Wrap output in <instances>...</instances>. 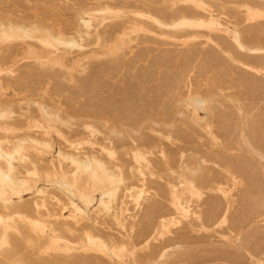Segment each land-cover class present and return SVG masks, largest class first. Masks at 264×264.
<instances>
[{"label":"rangeland","instance_id":"1","mask_svg":"<svg viewBox=\"0 0 264 264\" xmlns=\"http://www.w3.org/2000/svg\"><path fill=\"white\" fill-rule=\"evenodd\" d=\"M190 3L184 0H0V22L18 20L17 22L40 27L46 31L59 30L66 36L74 38L79 35L76 40L82 44L81 48L66 49L58 46L44 47L38 41H32V45L29 46L17 47L11 44L4 46L2 50L3 67L13 65L11 67L13 74L11 76L6 73L0 74V111L11 112L13 115L8 119L0 118V149L13 154L17 149L15 147L23 144L20 151L22 156L13 154L16 159L15 177L25 178L29 182V190L23 192L22 198H17L8 189L6 193L3 192L5 189L1 190L0 183V217L3 218V223L0 224V247L6 244L0 249V264H261L264 262V222L261 218L253 219L252 215H249L252 206L255 205L252 199L255 197L252 196L251 191L248 192L247 183L246 187L244 183L237 192L233 193L236 202L233 203L232 212L230 210L228 229L204 230L192 219H181V226L172 227L169 229L170 233H164L161 239L153 240L148 248L141 242V233L146 227L149 213L169 209L166 199L171 186L176 187L183 203L194 208L197 201L186 189L185 184L188 183V178L196 174L198 188L204 193L200 209L203 211V218H206L215 201L221 204L222 209L225 208V202L219 194L204 188L206 179L223 178V161L231 163L234 158L245 157L252 160L260 170L255 156L251 153L250 145L264 150V79L247 73L235 64L232 65L216 46L227 52L230 50L231 52L228 53L234 59H238L232 40L234 32H241L247 44L264 47V0H198V2L193 0ZM104 6L124 12L125 15L118 20V23L129 29V35L122 39H113L112 29L104 34L102 28L98 31L95 29L89 31L82 26L80 19L87 8L95 11L103 9ZM201 12L206 13L202 15ZM138 13L151 15L154 13L152 16L161 24L140 20ZM182 16L191 17L196 19L195 21L203 19L202 21H207L206 23L212 17L215 24L185 27V29L175 28L173 21L176 22ZM128 26L132 27L131 30ZM188 59L190 61L197 59L195 63L198 68L194 85L198 86L195 89L211 100L214 99L212 102L217 105V110L219 107L223 110L217 111L218 114L227 111L232 118L228 125L217 121L218 144L214 143L204 130V122L207 117H211L210 113H200L203 119L199 124H195L191 119L194 111L189 108L185 114L187 119L185 117L184 120L185 133L181 135L178 131L171 132L170 141L166 138V130L153 128L151 122L148 123L150 121L148 119H156V117L151 115L154 112L153 108L146 110L142 106L146 101L140 90L144 81L143 75L145 73L147 75L145 79L147 89L159 94L162 86L169 78L172 79L175 72L185 61H189ZM201 60H212L219 69L226 66L227 68L222 69V72L232 84L223 85L217 75L205 73ZM205 86H207L206 90ZM239 96L242 99L238 101ZM233 101L240 103L242 115L237 114ZM122 103L126 104L130 112L140 113L138 121L123 123L115 119L114 114L119 111L116 105ZM109 104L112 106L110 107ZM39 106L48 107V113L53 115L51 123L41 114ZM174 106L177 107L179 104ZM248 106H254L253 110L248 109ZM69 116L75 120L69 122ZM106 121L108 123L105 126L109 128L103 125ZM85 123L92 125L99 134L90 138L83 129ZM126 126L134 128L142 139L131 133ZM226 126L230 130L228 135L224 133ZM253 126L255 127L252 130ZM48 131H51L50 136ZM113 131L116 135L112 133ZM241 134L242 138H240ZM251 134L253 137L250 136ZM29 138L46 142V148L36 147L28 141ZM197 138H200L201 142ZM87 139L95 143L92 147L84 145L78 158L89 162H93L95 158L102 162L103 169L115 178L112 184L114 187L92 180L85 172H78L69 160L60 156V153L63 156L74 153L69 149L68 143L76 144L88 141ZM110 144L116 150L114 158H110L100 150L109 148ZM193 145L197 146L195 150L191 149ZM135 150L151 163L149 168H152V173L149 172V168H145L147 167L145 162L137 163L133 160ZM160 151L163 155H160ZM202 160L207 161L206 166L202 165ZM0 168L6 173L7 163L3 158L0 159ZM140 171L145 179L139 177ZM27 172L32 174L26 175ZM97 173L102 179L101 173L99 171ZM74 179L78 181L74 183ZM259 183L261 186L258 191L262 195L263 179H260ZM61 184L67 185L68 189L65 190ZM142 185L149 190L151 197L139 210L134 201ZM113 189H116V195L109 199L107 196ZM2 192L5 196L1 195ZM102 202L104 204L106 202L107 210L102 206ZM73 205L82 212L74 209ZM247 234L253 236L249 244L244 240ZM88 237H93L95 243H91L93 247L88 243ZM239 242H242L244 247ZM163 245L172 247V250L158 263L154 257L159 247Z\"/></svg>","mask_w":264,"mask_h":264},{"label":"bare ground","instance_id":"2","mask_svg":"<svg viewBox=\"0 0 264 264\" xmlns=\"http://www.w3.org/2000/svg\"><path fill=\"white\" fill-rule=\"evenodd\" d=\"M153 1V0H152ZM187 3L193 2V0H184ZM198 2V0H196ZM152 3V2H151ZM192 4V3H190ZM195 4V3H194ZM205 4V3H204ZM152 5V4H151ZM196 6V5H194ZM251 6V5H250ZM85 7V6H84ZM198 7V6H197ZM248 7V6H247ZM261 7V6H260ZM87 8V7H86ZM188 8V7H187ZM193 8V7H191ZM249 8V7H248ZM257 8V7H256ZM264 8V7H263ZM195 9V8H194ZM197 9V8H196ZM202 9V7H201ZM262 10V8H260ZM189 10V8L187 9ZM205 10V9H203ZM249 10V9H248ZM259 10V9H258ZM155 11V10H153ZM152 11V12H153ZM198 11V10H196ZM207 11V10H206ZM146 12V11H145ZM164 12V11H162ZM137 13V12H136ZM151 13V11L149 12ZM202 13V12H201ZM206 13V12H204ZM202 13V15L204 14ZM154 13H152L153 15ZM165 14V12H164ZM124 12L121 10H113L110 9L108 6H104L103 9H99V10H91V9H86L83 12V17L80 19L82 26L86 29V30H91V29H95L96 31H98L100 28H102L104 34H107L109 32V29H112L111 31V35L112 38H116V39H122L124 36L129 35V29L124 28L123 26H121L118 23V20L122 19L124 16ZM139 17L142 19H145L149 22H153L156 24H161L155 17H153L151 14H145V13H138ZM173 15V14H172ZM176 16V14H175ZM196 16V15H195ZM209 16V15H207ZM7 17V16H6ZM5 17V19H6ZM17 17V16H16ZM164 17V15H163ZM171 17V16H170ZM199 17V16H198ZM22 18V17H21ZM135 18V17H134ZM174 17L172 16V19ZM177 18V16L175 17ZM205 18V17H204ZM209 18V17H208ZM247 18V17H246ZM193 19V18H192ZM191 17H184L182 16L181 18L179 17V19H177L176 22L173 21L174 23V27L175 28H193V27H203L204 25H214L215 21L212 17L209 18L208 23L202 21V20H198L195 21L194 19L192 20ZM200 19V18H199ZM264 19V18H263ZM10 20V19H9ZM20 20V19H19ZM34 20V19H32ZM139 20V18H138ZM260 20V19H259ZM18 20H16L15 22H0V74L2 73H6L9 76H11L13 74V71L11 69V67H7L4 68L3 67V54L2 50L4 48V46L7 45H15L17 47H20L22 45H27L29 46L31 44L32 41H38L39 44L41 46L44 47H53V46H58V47H63L66 49H72V48H81L82 44L79 43L76 38L79 36L72 37V36H66V34H64L61 31H46L40 27H34L33 25H29V24H25L22 22H17ZM256 21V20H255ZM141 22V21H139ZM138 22V23H139ZM35 23V21H34ZM142 23V22H141ZM219 23V22H218ZM163 24V23H162ZM170 24V23H169ZM172 24V23H171ZM170 24V25H171ZM39 25V24H38ZM129 25V24H128ZM137 25V24H135ZM164 25V24H163ZM216 25H220V24H216ZM45 26V25H44ZM133 26V25H132ZM47 27V26H46ZM52 27V26H50ZM130 27V26H128ZM173 27V28H174ZM207 27V26H205ZM132 27H130L131 30ZM134 26H133V30H134ZM46 29V28H45ZM52 30V29H51ZM83 30V29H82ZM166 30V29H165ZM188 30V29H187ZM236 30V29H234ZM77 31V30H76ZM135 31V30H134ZM182 32V30H181ZM193 32V31H192ZM98 33V32H97ZM132 33V32H131ZM183 33V32H182ZM235 35L233 37L232 43H233V49L235 52H237L238 55V59H234L228 52L230 51H224L223 48L216 46L217 49L220 50V52H222L224 54V57L233 65H237L238 68L246 71L247 73H251V75H255L259 78H263L264 79V47H259V46H253L250 44H247V42L244 39V36L241 32L236 33L234 32ZM241 33V34H240ZM96 34V33H95ZM102 34V33H101ZM103 34V35H104ZM199 35V34H198ZM89 36V35H88ZM108 37V36H107ZM81 38V37H80ZM190 38V37H189ZM202 38V37H201ZM210 38V37H209ZM78 39V38H77ZM186 39V38H185ZM84 40V39H83ZM103 40V39H102ZM211 40V39H210ZM98 41V40H97ZM106 41V40H105ZM120 41V40H119ZM118 41V42H119ZM82 42V39H81ZM106 43V42H105ZM206 43V42H205ZM110 44V43H109ZM32 45V44H31ZM38 45V44H36ZM108 45V44H107ZM34 46V45H33ZM114 46V45H113ZM54 49V48H53ZM86 49V48H85ZM111 49V48H110ZM113 49V48H112ZM5 50V49H4ZM7 50V49H6ZM11 50V49H9ZM16 50V49H15ZM32 50V48H31ZM105 50V49H104ZM109 50V49H108ZM13 51V50H12ZM47 52V51H46ZM93 52V51H92ZM231 52V51H230ZM15 53V52H14ZM50 53V52H49ZM47 53V55L49 54ZM12 54V53H9ZM5 56V55H4ZM14 56V55H13ZM8 57V56H7ZM94 57V56H93ZM100 57V56H99ZM97 58V57H96ZM103 58V57H102ZM237 58V57H236ZM11 59V58H10ZM211 59V58H210ZM9 60V59H7ZM189 60V59H188ZM197 60V59H196ZM196 60L193 61H185L184 64L181 66V68L179 70H177L175 72V74L173 75L172 79H168V81L162 86V91L159 94H155L151 92V89H147V82H146V73L143 75L144 77V81H142V84L140 86V90L141 93L144 97H146L144 100L145 103H143V107L146 108H153L154 112L151 113V115H155L156 119H148V123L151 122V126H153V128L155 127L156 129L158 128H163L164 130L167 131V140H171V132H180L181 135H183L185 133V128H184V120L186 117V112L187 110H189V108H192L194 111V116L192 119V121L195 124H199V122L203 119L200 116V113H210L211 117H207V119L204 122L205 125V132L211 137V139L214 141V143L216 142L218 144L219 140L216 137V132L218 131V124L219 123H225V124H229L230 122V118L229 115L227 114L228 112H221V114H218L217 111L220 110L221 107H219V110H217L216 106L211 100V98H208L206 95H203L202 93H200L199 91H197V89H195L194 84L195 82V78H196V70L198 68V65L195 63ZM205 60V59H204ZM15 61V60H14ZM202 61V60H201ZM216 61V60H215ZM10 62V61H8ZM4 63L6 64V62L4 61ZM14 63V62H13ZM12 63V64H13ZM198 63V62H197ZM15 64V63H14ZM203 64V71L205 73H214L215 75H217L220 79H221V83L223 85H231L232 82L228 80V78H226V74L224 72H222L225 67L222 68H218V66L216 65V63L212 60H206V61H202ZM11 65V63H10ZM221 66V65H220ZM203 73V72H202ZM5 74V75H6ZM246 75V74H245ZM250 75V76H251ZM211 76V75H210ZM249 76V75H248ZM94 78V77H93ZM202 78H203V74H202ZM207 78V77H206ZM215 78V77H214ZM231 78V77H230ZM5 79V78H4ZM205 79V78H204ZM203 79V80H204ZM213 80V79H212ZM218 80V79H217ZM245 80V79H244ZM206 81V80H205ZM204 81V82H205ZM215 81V79H214ZM213 81V82H214ZM220 81V80H219ZM233 81V80H232ZM201 83V81H198ZM238 82V80H237ZM245 82V81H244ZM235 83V82H234ZM199 84V83H198ZM209 84V83H208ZM207 84V85H208ZM206 85V84H205ZM215 85V84H214ZM221 85V84H220ZM242 85V84H241ZM248 85V84H247ZM200 86V85H199ZM211 86V85H210ZM209 86V87H210ZM216 86V85H215ZM160 87V86H159ZM204 87V86H202ZM205 86V90H206ZM220 87V86H219ZM234 87V86H232ZM241 87V86H240ZM212 88V86H211ZM203 89V91L205 92V90ZM209 89V88H208ZM219 89V88H218ZM226 89V88H225ZM231 89V88H230ZM239 89V88H238ZM244 89V88H243ZM199 90V89H198ZM211 90V89H210ZM202 91V92H203ZM232 91V90H231ZM236 91V90H235ZM241 91V90H240ZM216 92V90H215ZM245 92V91H244ZM207 93V92H206ZM217 93V92H216ZM233 93V92H231ZM242 93V92H241ZM230 94V93H229ZM214 95V94H213ZM221 95H223L221 93ZM227 95V94H226ZM240 95V94H239ZM247 95V93H246ZM232 96V95H231ZM244 96V95H243ZM236 97V96H235ZM248 97V95H247ZM238 98V97H237ZM240 96L239 99H237L238 101L240 100ZM246 100V96L244 97ZM216 99V98H215ZM227 99V98H226ZM242 99V98H241ZM219 100V98H218ZM223 101V99H221ZM225 100V99H224ZM235 100V99H234ZM244 100V99H243ZM248 100V99H247ZM221 101V102H222ZM230 101V100H229ZM228 101V102H229ZM249 101V100H248ZM247 101V102H248ZM215 102V101H214ZM216 103V102H215ZM233 103L235 104L234 109H236L238 111V115L241 114V106H239V104L235 101H233ZM243 103V102H242ZM251 103V102H250ZM122 103L121 105L118 104L117 106V110H119L116 114H114L115 119L117 118L118 120H120V122H131L132 120H137L139 119V114L136 111H129L127 110V106L126 104ZM175 104H179V106H174ZM218 104V103H217ZM231 104V101H230ZM248 104V103H246ZM223 105V103H222ZM226 105V102L225 104ZM249 105V104H248ZM109 106L111 107L112 105L109 104ZM115 106V105H113ZM181 106H183V108L181 109ZM219 106V105H218ZM234 106V105H232ZM246 106V105H245ZM252 106V105H251ZM225 107V106H224ZM249 107V106H248ZM254 107V106H253ZM253 107H249L248 109ZM228 108V107H226ZM247 108V107H246ZM116 109V108H115ZM148 109V110H149ZM223 109V108H222ZM243 109V108H242ZM245 109V108H244ZM29 110V109H28ZM39 110L41 112V114L47 119V121L52 120V114L48 113V107L45 106H39ZM226 110V109H225ZM230 110V109H229ZM228 110V111H229ZM235 110V111H236ZM223 111V110H220ZM245 111V110H244ZM250 111V110H249ZM256 111V109H255ZM39 112V111H38ZM109 112V111H108ZM148 113V112H147ZM220 113V112H219ZM252 114V112H250ZM254 113V111H253ZM98 114V113H97ZM233 114V113H232ZM244 114V113H243ZM13 115V113L11 112H6V111H0V118L1 119H8L11 118V116ZM41 115V116H42ZM104 115V114H103ZM109 115V114H108ZM144 115V113H143ZM242 115V114H241ZM246 115V114H245ZM86 116V115H85ZM111 116V115H110ZM145 116V115H144ZM152 116V117H153ZM244 116V115H243ZM101 117V116H100ZM105 117V116H104ZM142 117V116H141ZM234 117V116H233ZM246 117V116H245ZM13 118V117H12ZM56 118V117H55ZM59 118V117H57ZM113 118V117H112ZM243 118V117H241ZM54 119V118H53ZM60 119V118H59ZM187 119V117H186ZM232 119V118H231ZM244 119V118H243ZM57 120V119H56ZM64 120V119H63ZM69 122L74 121L75 119L72 116L68 117ZM110 120V119H109ZM61 121V120H60ZM67 122V120H64ZM116 121V120H114ZM136 121V122H137ZM219 121V123L217 122ZM238 121V120H237ZM241 121V120H240ZM246 121V120H245ZM244 121V122H245ZM53 122V121H52ZM59 122V121H58ZM119 122V123H120ZM249 122V121H248ZM264 122V121H263ZM49 123V122H47ZM102 123V122H101ZM106 124H103L104 126L107 125V121L105 122ZM134 123V122H131ZM241 123V122H240ZM262 123V121L260 122ZM34 124V123H33ZM55 124V123H54ZM53 124V125H54ZM110 124V123H109ZM239 124V123H238ZM246 124V123H245ZM255 123H253L254 125ZM35 125V124H34ZM70 126V123L68 124ZM111 125V124H110ZM147 125V124H145ZM248 125V123H247ZM257 125V124H256ZM255 125V126H256ZM42 126V125H41ZM50 126V125H48ZM236 126V125H235ZM239 126V125H238ZM252 127V130L254 129V127ZM259 126V124H258ZM257 126V128H258ZM263 126V124L261 125ZM37 127V125H36ZM83 129L85 130V132H87V134H89L90 138H94V136L97 133V131L95 130V128L90 125V124H83ZM106 127V126H105ZM127 129L133 133L135 136H138L137 131L130 127V126H126ZM148 127V126H147ZM244 127V126H243ZM40 129V127H38ZM50 128V127H49ZM53 128V126H52ZM104 128V127H103ZM109 128V127H106ZM112 128V127H111ZM141 128V127H140ZM241 128V127H240ZM249 128V126H248ZM256 128V129H257ZM44 129V128H43ZM115 129V127H114ZM162 129V130H163ZM202 129V126H201ZM259 129V128H258ZM49 130V129H48ZM56 130V129H55ZM103 130V129H102ZM237 130V129H236ZM252 130L250 132H252ZM30 131V130H29ZM150 131V130H149ZM238 131V130H237ZM245 131V130H244ZM256 131V130H255ZM261 131V130H260ZM46 132V131H44ZM51 131H48V133ZM242 132V131H241ZM250 132H247L250 134ZM113 134H115V132H112ZM153 133V132H152ZM226 135L230 134V130L227 128H225V132ZM244 133V132H242ZM254 133V132H252ZM109 134V133H108ZM158 134V133H157ZM223 134V135H225ZM58 135V134H57ZM116 135V134H115ZM256 135V134H255ZM254 135V137H255ZM50 136V133H49ZM109 136V135H107ZM252 136V134L250 135ZM106 137V136H105ZM112 137V136H111ZM134 137V136H133ZM139 137V136H138ZM137 137V138H138ZM143 137V136H141ZM159 137V136H157ZM163 137V136H162ZM161 137V138H162ZM253 137V136H252ZM140 138V137H139ZM242 138V134L241 137ZM142 139V138H140ZM147 139V138H146ZM145 139V140H146ZM164 139V138H163ZM251 139V138H250ZM88 140V139H87ZM198 141H200V138H197ZM28 141H30L32 144H34L36 147L37 146H44L46 148L47 143L46 142H42V141H38L35 139H31L29 138ZM46 141V140H43ZM173 141V139H172ZM252 141V140H250ZM22 142V141H21ZM79 142V141H78ZM83 142V141H82ZM76 143L74 144V142L72 143H68V147L70 150H73V154H69L67 156H63L60 153V156H62L63 158L67 159L70 161V163L72 165H74L76 167V169L79 171H82L83 173L85 172L86 174H89L88 176L91 177L92 180L94 181H98V182H104L107 183L108 185H111L114 183L115 178L112 174L107 173L106 170L103 169L102 166V162L100 163L99 161L95 160L94 156V160L93 162H89V161H82L80 160L78 157L81 156L80 154L82 153L83 149H84V145L93 146V143L91 139H89L88 141H84L83 143ZM105 142V141H104ZM110 142V141H109ZM196 142V141H195ZM201 142V141H200ZM112 143V142H111ZM148 143V142H145ZM213 143V142H212ZM222 143V142H221ZM243 143V142H242ZM253 143V142H252ZM251 143V144H252ZM18 144H21L18 142ZM23 145V144H22ZM21 145V146H22ZM111 145V146H110ZM109 148H101L100 150L102 151V153L106 154L107 156H109L110 158H114L115 154H116V150L115 148L112 146V144H110ZM221 145V144H220ZM18 146V145H17ZM16 151H14L15 153L13 154H18L19 156L21 155V146L19 145ZM96 146V145H95ZM134 146V143H133ZM137 146V145H136ZM148 146V145H147ZM215 146V145H214ZM263 146V145H262ZM225 147V144L224 146ZM229 147V146H228ZM232 147V146H231ZM234 147V146H233ZM4 148V147H2ZM134 148V147H133ZM197 148L196 145H193V147L191 148L192 150H195ZM222 148V147H221ZM248 148V147H247ZM251 148V153L255 156V159L257 160V164L260 166V170H258L256 164H254L252 162V160L250 159H246L245 157H240L237 159H233V161L231 163H224L222 162V170L224 171V176L221 179H206L204 181L205 184V189H207V191L209 192H215L216 194H219L222 198H223V202H225V208L222 209L221 208V204L218 203L217 201H215L212 206L209 209V212L207 214L206 218H203V211L200 209V204L203 201V197H204V193L202 192V190H200L198 188V184L195 180V176L196 174H193V176L191 178H188V183L185 184L186 189L191 193L192 197H194L196 199V205L194 208H191V206L187 205L186 203H183L180 195L178 193V190L176 189V187H172L169 188V193H168V197L166 199V202L168 203L169 209H163L157 213H154L153 211L149 213L146 221V227L144 230H142V235H141V242L142 244H144V247L149 246V244L153 241V240H158L161 239L162 237H164V233H170L169 229L173 228H177L179 225L181 226V219H192L195 222H197L199 224V226L204 229L207 230L209 228H213L214 230H224L225 228L228 229L229 227V216H230V210L233 207V203H235L236 201H234V192H237L241 186L245 183V187L248 184L249 189L248 192H252L253 193V197L255 201V205L252 206L251 212H250V216L252 215L253 219H257V218H261L264 222V186H263V190L262 191V195H260L259 191V187L261 186V183H259L260 179H263L264 181V150L257 148L255 145H250ZM6 149V148H5ZM91 149V148H90ZM132 149V148H131ZM138 149V148H137ZM144 149V148H142ZM141 149V150H142ZM150 149V148H149ZM158 149V148H157ZM44 150V149H43ZM50 150V148H49ZM129 150V149H128ZM151 150V149H150ZM154 150H156L154 148ZM225 150V149H224ZM238 150V149H237ZM240 150V149H239ZM145 151V150H144ZM242 151V150H240ZM232 152V151H231ZM235 152V151H233ZM41 153V152H40ZM133 153V152H132ZM147 153V152H146ZM160 155H163V152L160 151L159 152ZM12 153H10L9 151H4L2 149H0V159L3 158L4 161H6L7 163V171L6 173L3 172V170L0 168V183H1V190H3V192L6 191V189L10 190L13 194V196H16L17 198H22L23 196V192H26L29 190V182L25 179V178H19V177H15V165H14V161H16L15 159V155H13ZM39 154V152H38ZM45 154V153H43ZM41 154V155H43ZM133 157L135 160V162L137 163H142L145 162V168H149L150 164L149 161L146 159V157H144L140 152H138L137 150H135V153H133ZM237 154V153H236ZM244 153L242 152V155ZM147 155V154H146ZM149 155V154H148ZM153 155V154H150ZM183 156V153L181 154ZM18 156V157H19ZM181 156V157H182ZM233 156V155H232ZM237 156V155H236ZM241 156V155H239ZM245 156V155H244ZM162 157V156H161ZM43 158H45L43 156ZM83 158L85 159V157L83 156ZM87 158V157H86ZM92 158V157H91ZM230 158V157H229ZM87 160V159H86ZM2 161V160H1ZM52 161V160H51ZM61 161V160H60ZM201 161V160H200ZM3 162V161H2ZM21 162H19L20 164ZM23 163V162H22ZM4 164V163H3ZM28 164V163H27ZM207 161L206 160H202V165L206 166ZM201 165V164H200ZM24 166V165H23ZM143 166V165H142ZM34 167V166H33ZM117 167V166H116ZM114 167V168H116ZM205 168V167H204ZM150 169V168H149ZM152 169V168H151ZM151 172L152 173V171ZM17 170V169H16ZM138 170V169H137ZM142 170V169H140ZM144 170V169H143ZM202 170V168H201ZM34 171V170H33ZM97 171H99L102 175V179L99 178V174L97 173ZM109 171V170H108ZM144 172V171H143ZM190 172V171H189ZM198 172V171H197ZM56 173V171H55ZM112 173V172H111ZM140 174L139 177L144 178V174H142V172H138ZM192 173H194L192 171ZM196 173V172H195ZM32 173L27 172L26 175H31ZM33 174H35V172H33ZM78 174V173H77ZM191 174V173H190ZM21 175V174H19ZM48 175V174H47ZM192 175V174H191ZM39 176V175H38ZM55 176V175H54ZM59 176V175H58ZM71 176V175H70ZM120 176V175H119ZM151 176V175H150ZM153 176V175H152ZM190 176V175H189ZM28 177V176H27ZM121 178V177H120ZM90 179V180H91ZM119 179V178H118ZM145 179V178H144ZM159 180V179H158ZM78 180L74 179V183H76ZM81 181V180H80ZM58 182V181H57ZM63 182V181H62ZM122 183V181H120ZM66 183V182H65ZM93 183V182H92ZM95 183V182H94ZM97 183V182H96ZM143 183V182H142ZM247 183V184H246ZM264 184V183H263ZM57 185V184H56ZM77 185V184H76ZM75 185V186H76ZM102 185V184H101ZM61 186L67 190L68 187L67 185L61 184ZM247 186V187H248ZM114 187V186H112ZM111 187V188H112ZM31 188V187H30ZM181 188V187H180ZM185 188V187H184ZM62 189V188H60ZM133 189V188H132ZM179 189V188H178ZM247 189V188H246ZM64 190V191H65ZM74 190V189H73ZM75 191V190H74ZM3 196H5L4 194ZM66 192V191H65ZM6 193V192H5ZM68 193V191H67ZM70 194V193H69ZM68 194V195H69ZM76 194V193H75ZM82 194V193H81ZM109 194V193H106ZM260 195L259 200L257 199ZM84 195V194H83ZM116 195V189L111 190L110 194L107 196L110 198H114ZM72 196V194H71ZM151 197V194L149 192V190H147L145 188L144 185H142L137 193H136V197H135V206H137V208L140 210L142 204H144L147 200H149V198ZM155 197V196H154ZM85 198V197H83ZM104 198V197H103ZM158 198V197H157ZM234 198V199H233ZM102 199V198H101ZM36 200V199H35ZM84 200V199H83ZM160 200V199H159ZM258 200V201H256ZM21 201V200H20ZM24 201V200H23ZM37 201V200H36ZM101 201V200H100ZM109 201V200H108ZM12 202V201H11ZM26 202V201H25ZM23 202V204L25 203ZM38 202V201H37ZM86 203H88V201H85ZM93 202V201H92ZM104 202V201H103ZM101 203L102 206L105 208V210H107V204L105 202ZM9 203V202H8ZM21 203V202H20ZM27 203V202H26ZM32 203V201H31ZM42 203V202H41ZM40 203V204H41ZM33 204V203H32ZM185 204V205H184ZM11 205V204H10ZM17 205L20 204L18 203ZM29 205V204H28ZM27 205V207H29ZM82 205V204H81ZM84 205V204H83ZM89 205V204H88ZM91 205V204H90ZM97 205V204H96ZM5 206V205H4ZM31 206V205H30ZM34 207V205H33ZM86 207V206H85ZM89 207V206H88ZM109 207V206H108ZM32 208V207H31ZM73 208L76 209L77 211H81V209H79L76 205H73ZM87 208V207H86ZM110 208V207H109ZM148 208V207H147ZM205 208V207H204ZM26 209V208H25ZM36 209V208H35ZM146 209V208H145ZM34 211V210H33ZM43 211V210H42ZM25 212V211H24ZM31 212V209H30ZM41 212V211H40ZM232 212V210H231ZM27 213V212H26ZM33 213V212H32ZM36 213V212H35ZM40 214V213H38ZM42 214V213H41ZM114 214V213H113ZM10 215V214H9ZM35 215V214H34ZM116 215V214H115ZM249 216V217H250ZM21 217V216H20ZM25 217V216H24ZM35 217V216H33ZM38 218V217H37ZM116 218V217H115ZM28 219V218H27ZM134 219V218H133ZM32 220V219H31ZM29 221V220H27ZM116 221V220H115ZM3 223V218L0 217V224ZM36 223V222H35ZM124 223V222H123ZM120 224V223H119ZM35 225V224H34ZM37 225V224H36ZM117 226V225H116ZM7 227V226H6ZM135 231V230H134ZM229 231V230H228ZM240 231V230H239ZM171 235V234H170ZM89 236V234H88ZM166 236V235H165ZM168 236V235H167ZM239 236V235H238ZM140 237V236H139ZM253 236H251V234H247L246 242L249 244V241L251 240ZM6 241V240H5ZM88 243H93V237H88ZM95 241V240H94ZM101 241V240H99ZM96 242V241H95ZM244 242V241H243ZM242 243V242H241ZM240 242L239 244L242 245ZM87 244V245H90ZM101 244V243H100ZM6 246V244H4ZM2 245V246H4ZM85 245V244H84ZM244 245V244H243ZM242 245V247H244ZM1 246V247H2ZM4 246V247H5ZM86 246V245H85ZM0 247V249H1ZM91 247L92 244H91ZM97 248V247H96ZM172 248V247H171ZM171 248H168L166 246H161L159 247L158 252L156 253L154 259L156 262H161L163 259H165L168 255H169V251L172 250ZM178 248V247H177ZM3 249V248H2ZM103 249V248H102ZM114 249V248H113ZM120 249V248H119ZM176 249V247H175ZM177 250V249H176ZM195 250V249H194ZM186 252V251H185ZM249 252V250H248ZM5 253V251H4ZM187 253V252H186ZM13 254V253H12ZM252 254H254L252 252ZM113 255V254H112ZM154 255V254H153ZM12 256V255H11ZM174 257V256H173ZM248 257V256H247ZM257 258V257H256ZM151 259V258H150ZM260 260V259H259ZM2 262V261H1ZM154 262V261H152ZM261 264H264V262H262Z\"/></svg>","mask_w":264,"mask_h":264}]
</instances>
